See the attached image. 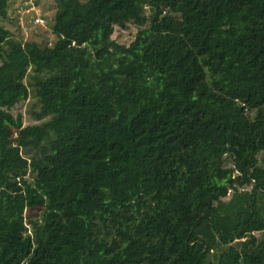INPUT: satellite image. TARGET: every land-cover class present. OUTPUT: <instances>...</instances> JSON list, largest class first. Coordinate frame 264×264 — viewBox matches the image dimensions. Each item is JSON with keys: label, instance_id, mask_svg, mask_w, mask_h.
Masks as SVG:
<instances>
[{"label": "trees", "instance_id": "16d2710c", "mask_svg": "<svg viewBox=\"0 0 264 264\" xmlns=\"http://www.w3.org/2000/svg\"><path fill=\"white\" fill-rule=\"evenodd\" d=\"M9 1L0 264H264V0H53L52 47Z\"/></svg>", "mask_w": 264, "mask_h": 264}, {"label": "rangeland", "instance_id": "374dc122", "mask_svg": "<svg viewBox=\"0 0 264 264\" xmlns=\"http://www.w3.org/2000/svg\"><path fill=\"white\" fill-rule=\"evenodd\" d=\"M56 3L53 0H10L8 18L3 24L15 37L24 42L35 41L41 47H52L58 38L53 31V21ZM38 17L43 24H35ZM44 21V22H43ZM226 31V28H223ZM151 33L149 26L138 27L134 24H119L115 27L112 39L124 45H130L137 36L147 37ZM40 109V103L33 94L20 106L13 110V114L22 115V125L36 123L34 112ZM20 129L11 128L10 145H18Z\"/></svg>", "mask_w": 264, "mask_h": 264}, {"label": "built area", "instance_id": "2783aa9c", "mask_svg": "<svg viewBox=\"0 0 264 264\" xmlns=\"http://www.w3.org/2000/svg\"><path fill=\"white\" fill-rule=\"evenodd\" d=\"M41 21L42 20L40 18H38V17L35 18V24H43V23H40Z\"/></svg>", "mask_w": 264, "mask_h": 264}]
</instances>
